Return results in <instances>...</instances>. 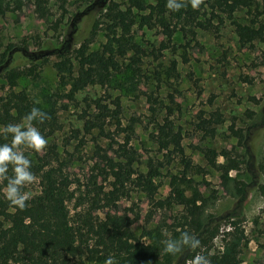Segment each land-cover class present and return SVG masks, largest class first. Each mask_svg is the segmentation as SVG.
<instances>
[{"label": "rangeland", "instance_id": "1", "mask_svg": "<svg viewBox=\"0 0 264 264\" xmlns=\"http://www.w3.org/2000/svg\"><path fill=\"white\" fill-rule=\"evenodd\" d=\"M110 1L122 10L130 5L128 0H45L47 14L41 17L28 0H0V97L14 92L38 100L41 108H54L59 127L46 137L47 130L34 125L48 143L39 153H24L37 178L25 190L32 195L39 191L35 168L55 145L59 162L52 161V165L60 163L71 182L67 191L72 198L67 206L72 215L75 207L76 211L87 207V188L111 191L112 168L117 159L109 147L112 144V149H117L119 143L136 150L139 163L134 168L141 172L146 171L148 160L153 165L163 164L162 176L156 180L159 187L155 201L167 197L171 175H184L193 181L206 199L203 218L210 215L219 226L208 244V255L220 254L225 233L232 229L229 223L235 222L245 237L238 254L240 264H264V42L260 39L264 2H252L250 7L238 3L231 9L233 1L244 0H227L228 14H218L222 25L213 18L208 30L194 29L191 34L188 27L184 32L178 30L180 24L167 41L159 28L149 27L143 18L148 14L144 7L154 4V0H143L131 7L134 24L130 36L139 49V61L128 66L132 52L116 58V67L105 86H87L72 99L65 98L70 80L62 84L53 67L60 61L62 43L70 44L76 74L74 50L81 43L89 41L90 51H101L109 42L110 22L100 9ZM200 13H206L200 14L202 20L211 17L208 5H203ZM75 15L78 17L74 20ZM30 57L34 62L30 63ZM28 69L33 70L31 74ZM96 99H103L110 111L104 127L112 140L90 125L96 112L92 101ZM166 121L180 139L160 152L151 135ZM251 126L255 130L244 138ZM207 158L216 166L210 167ZM223 164L231 167V180L225 185L218 169ZM104 173H108L106 178ZM127 190L129 194L117 202V210L122 213L131 208L139 214L140 219L132 226L139 237L143 228L153 230L158 226L170 239L173 227L178 232L191 219L182 206L157 208L149 205L132 184ZM186 195H190L187 190ZM103 213L94 211L98 216ZM194 251L195 255H203L204 248ZM190 259L179 264H189Z\"/></svg>", "mask_w": 264, "mask_h": 264}, {"label": "trees", "instance_id": "2", "mask_svg": "<svg viewBox=\"0 0 264 264\" xmlns=\"http://www.w3.org/2000/svg\"><path fill=\"white\" fill-rule=\"evenodd\" d=\"M28 1L32 2L38 15L43 17L47 14L45 0ZM128 1L130 5L124 10L112 1L106 7H101L100 10L105 11L102 13L103 16L110 22L107 29L111 30V37H108L109 42L101 51H90L89 41L81 43L79 48L74 50L78 64L76 74L70 59V44L68 41L62 43V48L58 52L60 61L54 63L53 67L62 84L66 85L70 80V89L65 98L72 99L78 91L87 86H105L116 67V58H124L132 52L128 66L135 65L139 61L137 57L139 49L130 36V30L134 24L131 7L139 5L143 0ZM257 1H233L230 7L236 8L238 3H242L244 7H250L252 2ZM166 2L167 0H154V4L144 7L148 9V14L143 18L146 19L149 27L159 28L161 35L167 41L171 40L177 31L176 27L180 24L182 26L178 30L184 32L188 27L193 34L194 29L208 30L210 26H213L211 23L213 18L222 25L223 19L218 14L229 12L227 0H204L197 9L187 5L176 12L169 11L166 8ZM203 5H208L211 17L202 20L200 14L206 15V13H200ZM77 17L75 15L74 20ZM260 27L262 31L260 39L264 42V23ZM96 29L97 24L93 26V34ZM162 46H164L163 43ZM11 49L9 47L7 50ZM34 60L33 57L29 59L30 63ZM171 66L174 70V61ZM32 71L28 69L27 73L31 74ZM92 105L96 112L90 120V125L96 128L104 138L112 140L110 132H107L104 127L106 120L110 117L108 107L103 104V99L92 101ZM32 107H38L46 112L48 117L43 123L34 121V125L41 131L46 129V137L52 135L59 128L56 110L41 108L23 94L14 92L0 97V126L17 123ZM116 124L119 126L118 121ZM254 126L245 130L244 138L251 134L250 130H255ZM256 130L258 131L259 128ZM154 134L151 138L156 140L160 152L167 150L169 145L180 139L179 133H173L167 121L161 126L158 125L157 133ZM7 142H10V137L0 136V144ZM49 149V153L39 159L41 163L35 168L39 179V191L26 202L27 206L23 210L10 207L0 193V264H104L109 256L115 259L116 264H172L173 261L179 264L192 258L195 255V249L183 250L175 256L165 254L162 250V242L166 236L158 226L153 230L143 228L141 237L133 232L132 226L140 219L139 214L131 208L124 209L122 213L117 210V202L128 196L127 185L131 184L144 194L151 206L163 208L177 205L190 213L191 219L182 225L178 232L176 227L172 228L171 239L178 238L181 232L187 231L200 241L198 248H204L203 255L209 258L211 264H240L238 254L245 237L243 230L237 227L235 222L229 223L232 229L225 233L220 254L208 255V244L218 233L219 226L210 215L203 218L202 207L206 205V199L197 187L193 186L191 179H186L184 175H171L170 191L167 197L163 201H155L154 196L159 187L156 180L162 176L160 170L164 167L163 164L157 162L153 165L152 161L148 160L146 171L141 172L134 168V165L139 163L136 150L119 143H117V149H112L111 144L109 149L117 159L112 168L111 191L102 192L95 187L87 188L84 192L87 207H80L77 211L75 207V212L71 215L67 206V201L72 198V193L67 191L71 182L68 176L63 174L60 163L57 167L52 165V161L59 162L56 146L51 145ZM207 164L210 167L216 166L210 158H207ZM218 169L225 185L231 180L228 177L231 167L223 164L218 166ZM198 172H200L199 169H197ZM104 174L106 178L108 173ZM5 184L6 181H2L0 188H3ZM186 190L189 191V196L186 195ZM238 205L241 206L240 203ZM96 210H104V213L98 216L94 214ZM240 214L241 211L238 216H241ZM147 216L151 218L150 214ZM185 226L189 229H185ZM141 238H146L149 242L146 243Z\"/></svg>", "mask_w": 264, "mask_h": 264}, {"label": "clouds", "instance_id": "3", "mask_svg": "<svg viewBox=\"0 0 264 264\" xmlns=\"http://www.w3.org/2000/svg\"><path fill=\"white\" fill-rule=\"evenodd\" d=\"M202 0H167L166 8L176 12L190 5L197 9ZM38 104V100L33 101ZM47 113L38 107H32L24 115L19 123L0 126V136L10 137V142L0 144V181H6L0 193L8 201L13 209L23 210L26 202L32 198V193L25 189L36 181V176L31 171V160L24 154L26 151L39 153L43 151L48 143L41 134L34 121L43 123L47 119ZM11 170V175H9ZM163 252L175 256L183 250H193L200 246V241L187 231L180 233L178 238L165 239ZM104 264H116L115 259L109 256ZM189 264H211L209 258L202 254L194 255Z\"/></svg>", "mask_w": 264, "mask_h": 264}]
</instances>
